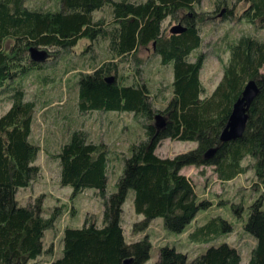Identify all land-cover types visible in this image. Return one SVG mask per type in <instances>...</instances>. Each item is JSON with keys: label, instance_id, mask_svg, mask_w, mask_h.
<instances>
[{"label": "trees", "instance_id": "1", "mask_svg": "<svg viewBox=\"0 0 264 264\" xmlns=\"http://www.w3.org/2000/svg\"><path fill=\"white\" fill-rule=\"evenodd\" d=\"M200 1L57 0L54 8H43L26 0H0V94H7L10 101V107L0 115V264H33L51 252L44 247V237L60 215L55 208L45 214L41 196L27 204L17 198L18 190L28 187L41 170L36 164L40 145L32 139L36 103L27 97L22 79L42 67L44 61L32 60L30 47L67 50L81 38L105 39L109 59L91 72L79 74L77 108L83 113L131 112L143 122L145 133L124 157L114 190L108 184L111 149L106 143L93 141L84 129L76 128L60 146L56 154L60 183L71 186L74 196L87 188L96 189L103 221L97 224L91 214L81 226L65 227L61 254L48 264H146L152 242L148 234L127 241L122 226L123 203L132 190L134 210L143 215L133 223V234L144 232L159 217L169 232H184L211 201L198 197L192 180L180 172L183 166L210 165L219 179L228 181L247 171L243 160L250 157L257 183L264 187V36L243 33L233 39L226 47L229 55L221 80L204 95L200 76L206 55L199 51L203 13L195 9ZM224 1L216 0L214 12L221 10ZM241 1L247 6L238 18L256 30H264V0H227L233 4L222 9V16L236 15ZM105 5L111 8L109 23L94 17ZM166 18L176 20L184 29L165 34L162 24ZM8 39L13 41L9 49L4 47ZM150 44L161 63L171 64L173 70V96L163 110L153 107L145 82L135 80V76L130 83L128 77L117 74L120 62ZM136 64L137 75L141 73L139 60ZM110 76L113 80L107 81ZM251 79L256 80L259 93L249 108L245 131L240 137L222 141L220 135L233 104ZM157 113L163 116L160 120ZM164 138L197 141V146L162 157L155 149ZM211 148L216 150L207 156ZM233 208L240 210L242 205ZM248 208L242 226L256 243L247 264H264L262 196ZM232 227L220 215L209 216L194 226L189 237L204 240ZM127 259L130 261L126 263ZM151 264H241V254L237 247L222 241L188 260L186 253L165 244Z\"/></svg>", "mask_w": 264, "mask_h": 264}, {"label": "rangeland", "instance_id": "2", "mask_svg": "<svg viewBox=\"0 0 264 264\" xmlns=\"http://www.w3.org/2000/svg\"><path fill=\"white\" fill-rule=\"evenodd\" d=\"M57 0H26L32 6L54 8ZM142 1V0H132ZM233 2L227 0L216 9V0H201L195 9L203 13L201 32L203 42L199 51L204 52L205 61L201 69V81L204 85V95L210 94L223 75V66L228 59L227 45L243 33L254 36H264V30H256L238 14L247 3L241 1L236 9V15L222 16V9L231 7ZM226 9V8H225ZM94 17H103L105 22L112 21L111 8L105 5L96 10ZM179 22L166 18L162 27L165 34H169L173 26ZM13 44L11 39L6 40L7 49ZM45 49V48H42ZM48 58L42 67L31 70L22 79L27 97L34 100L36 110L33 122L32 139L40 145L36 161L41 167L39 176L25 188H20L17 198L21 204H27L41 196L44 213L57 209L60 215L53 228L48 229L44 237L45 249H51L33 262V264H48L50 260L59 256L62 250V235L67 226H81L87 215H94L97 224L103 221L102 202L96 189L87 188L77 195H73L71 186H63L59 179V160L56 157L60 146L66 141L73 130L82 128L93 141H101L111 149L109 159L108 184L109 189H115L117 178L122 172L124 157L130 153L132 143L145 138L142 121L135 119L133 113H117L115 111H88L80 112L77 108L78 77L81 72H91L94 67L109 59L107 41L101 37L91 40L87 37L79 39L77 44L67 50L57 47H48ZM109 54V55H108ZM136 57V59H134ZM141 73H135L136 63ZM264 70V69H262ZM117 74L128 77V82H145L150 88L153 107L163 110L173 96L172 65L162 64L159 55L152 44L141 47L136 55H128L120 62ZM134 78V79H133ZM10 107L7 94H0V115ZM197 146V141L162 139L155 152L162 157H173ZM252 159L245 157L243 164L248 166L247 171L236 175L228 181H222L214 172L212 166L186 165L180 170L192 180L199 198L211 201L207 210L198 212L195 219L182 233H173L165 229L163 218H155L144 232L132 233V225L141 220L133 206V191L129 190L123 203L122 226L128 242L136 241L148 234L152 247L150 258L146 264H151L158 258L159 247L165 244L175 247L186 253L188 260H192L210 245L222 241L229 242L237 247L241 254V264H247L255 238L243 228V223L249 214L248 206L254 199L262 196L264 201V187L257 183L254 170L249 165ZM242 205L234 209L233 205ZM220 215L232 223V229L226 233L213 235L204 240H193L189 237L190 231L196 224H201L209 216Z\"/></svg>", "mask_w": 264, "mask_h": 264}, {"label": "water", "instance_id": "3", "mask_svg": "<svg viewBox=\"0 0 264 264\" xmlns=\"http://www.w3.org/2000/svg\"><path fill=\"white\" fill-rule=\"evenodd\" d=\"M180 25H175L171 31L172 32H178L183 30ZM30 57L32 60L37 62H42L47 60L48 58V51L46 49L37 48V47H30L29 48ZM113 76H110L107 78V81H112ZM259 93V86L255 79L249 80L240 97L237 98V100L234 102L231 113L229 115L228 121L222 130V133L220 135V139L222 141H228L231 139H235L237 137H240L243 132L245 131V128L247 126V121L249 118V108ZM161 117H163L160 113L156 114V119L160 120ZM162 125L164 122H161ZM216 148H211L206 155L209 156L212 153H214ZM130 259L125 260V262H129Z\"/></svg>", "mask_w": 264, "mask_h": 264}, {"label": "crops", "instance_id": "4", "mask_svg": "<svg viewBox=\"0 0 264 264\" xmlns=\"http://www.w3.org/2000/svg\"><path fill=\"white\" fill-rule=\"evenodd\" d=\"M123 210H124V208H123ZM140 218H143V215L140 217ZM158 219V218H157ZM42 255H44V254H42ZM41 255V256H42ZM40 258V257H39ZM39 258H37V260L39 259ZM37 260H35V261H37ZM51 261V260H50ZM50 263V262H49Z\"/></svg>", "mask_w": 264, "mask_h": 264}]
</instances>
